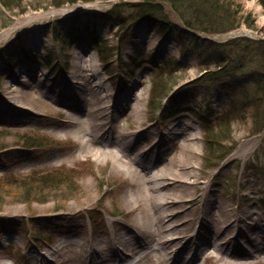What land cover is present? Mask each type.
Instances as JSON below:
<instances>
[{"label": "rangeland", "instance_id": "374dc122", "mask_svg": "<svg viewBox=\"0 0 264 264\" xmlns=\"http://www.w3.org/2000/svg\"><path fill=\"white\" fill-rule=\"evenodd\" d=\"M140 1L23 0L19 8L6 10V15L0 18V101L6 96V86L18 87L24 84L23 80L35 78L73 91L78 84L75 82H80L79 76L83 75L82 68L92 67L90 74L94 84H100L101 92L109 93L112 112L121 113V123L128 131L139 130L144 138L154 142L150 158L156 152L170 151L164 161L157 162V167L153 168L151 159L143 158L140 164L145 168H136L144 175L152 170V174L157 173L165 160L180 155L181 146L174 147V141L181 140L182 134L193 137L188 156L192 176L187 186L192 196L186 203L187 209L194 213L196 221L205 201L212 200L224 209H231L233 216L239 219L233 222V230L244 229L250 222L257 232L256 241H262L258 247L264 250V128L260 130L264 122L260 121L258 126L248 113L244 116L232 110V134L226 144L233 148L218 168H207L204 165L205 135L197 113L209 107L225 112L232 102H240L242 98L233 87L235 83L232 86H224V81L206 87L195 85L207 72L218 71V63L223 59L231 66L241 56L247 58L249 64L240 74L253 73L257 67L264 66L258 45L252 43L248 51L244 49L245 42L238 40L237 47L224 46L239 37L264 41V8L259 0H232L238 5L239 16L248 17L254 27L242 23L230 32L216 35L189 31L178 13L167 4L163 7L174 28L139 20L122 27L107 14L116 6H122L127 16L130 5ZM15 3L19 1L12 4ZM4 23L7 25L3 26ZM208 39L214 41L213 48ZM97 41L104 43L103 55L99 53ZM50 60L52 66L48 64ZM163 67L171 76L170 80L174 78L171 81L177 80L178 84L164 99L162 109L152 115L148 105L153 80ZM170 80L163 82L168 85ZM39 90L35 89V94L38 95ZM71 101L69 99L68 104ZM35 105L40 112L54 118L41 119L39 126L27 129L0 125V179H3L0 264H32L38 252L52 251L57 245L66 228L47 226L38 215H65L69 210V216L81 223V227L74 229L77 234L85 232L95 236L110 220L116 219L119 225L127 226L138 213L131 212L123 200L124 193L135 190V178L115 173L111 160L101 163L91 155L80 160L68 156L76 151L78 143L71 137L52 133L53 127L59 124L58 117L63 115H56L39 102ZM128 105L140 109L138 119H134L132 112L123 115V107ZM102 142L106 144V140ZM149 145L146 143L145 147ZM10 151L18 153L13 155ZM47 153L59 159L43 163L42 158ZM17 159H25L27 164L19 165ZM55 168L59 170L53 171ZM33 173L53 175L54 182L39 185L32 183L35 179H30L13 184L9 180L27 178ZM201 198L203 202L199 204ZM204 231L206 229L201 231L203 235ZM241 242L242 249H251L245 239ZM262 255L256 264H264V253ZM223 256L225 260H234L225 253ZM197 259L199 264H222L215 255L208 260L204 256Z\"/></svg>", "mask_w": 264, "mask_h": 264}, {"label": "bare ground", "instance_id": "6f19581e", "mask_svg": "<svg viewBox=\"0 0 264 264\" xmlns=\"http://www.w3.org/2000/svg\"><path fill=\"white\" fill-rule=\"evenodd\" d=\"M81 72L83 75L79 76L80 82H75L78 84L74 85L73 91L60 89L37 78L23 80L24 84L18 87L6 86V96L0 101V125L27 129L39 126L41 119L54 118L40 112L35 107L36 102L56 115L62 114L52 133L71 137L78 143L76 151L68 156L80 160L91 155L101 163L111 160L115 173L133 176L135 190L124 193L123 200L131 212L138 213L127 226L119 225L116 219L110 220L106 228L95 236L85 232L77 234L74 229L81 227V223L69 216V210L65 215H38L37 218L42 219L45 225L66 229L52 251L38 252L32 264H176L177 261L179 264H199L197 256L208 260L212 255L222 264H256L264 250L258 247L262 241H256L257 232L250 222L244 229L233 230V222L237 223L239 219L233 216L231 209H224L212 200L205 201L197 221L194 213L186 207L192 196L187 186L191 184L192 176L188 156L193 147V137L182 134L181 140L174 141V147L181 146L180 155L165 160L157 173L152 174V170L150 174H142L136 167L145 168L140 160L151 159L154 142L146 136L144 138L139 130L128 131L121 123V113L112 112L109 93L101 92L100 84H94L90 74L92 67L82 68ZM38 88L40 92L37 95L35 89ZM69 99L72 100L70 104L67 102ZM123 111V115L132 112L134 119H138L141 112L132 105L124 106ZM108 132L111 135L108 136ZM103 139L106 144H103ZM146 143L151 146L146 148ZM169 153L168 149L156 152L151 159L153 168ZM56 159L59 158L47 153L42 162L51 163ZM16 162L27 164L25 159H17ZM198 201L202 204L203 199ZM52 222L55 223L52 225ZM203 229L207 231L204 235ZM241 239H245L251 249H242ZM197 241L201 243L193 245ZM182 253L186 254L183 258L180 256ZM224 253L234 260H225Z\"/></svg>", "mask_w": 264, "mask_h": 264}, {"label": "trees", "instance_id": "16d2710c", "mask_svg": "<svg viewBox=\"0 0 264 264\" xmlns=\"http://www.w3.org/2000/svg\"><path fill=\"white\" fill-rule=\"evenodd\" d=\"M15 1H19V3L12 4ZM22 1L23 0H0V7L3 9H0V18H3L6 15V10L9 11L14 9V7L19 8ZM72 1L75 3L78 0ZM82 1L90 2L95 0ZM259 1L264 8V0ZM166 4L170 5L178 13L184 27L189 31L192 30L216 35L230 32L240 27L242 23H246L248 27H254V24H252L248 17L244 18L243 16H239L238 11L236 10L238 5L234 4L232 0H142L130 5L129 15L127 16L122 6H116L107 14L110 18L119 22L122 27L127 26L133 20H139L156 22V24L164 28L166 27L167 29L170 27L174 28L169 24L170 21L167 19L163 7ZM6 25L7 23L3 24V26ZM208 40L210 47L213 48L215 46L214 41L210 39ZM236 40H238L237 42H245L246 45L244 46V49L247 51L252 46V43L258 45L260 47V49H258L259 53L263 56L264 60L263 40H252L246 37H239L227 42V44L224 45L225 48L235 46ZM192 42H195V39H192ZM103 44L104 43L98 42L97 45L100 55L105 53V49L101 47ZM106 53H109L108 50ZM107 56L109 57L110 53ZM241 57L242 58H240L239 61L233 63L231 66L227 65V63H225L227 61H224L223 59V61L218 63L220 64L218 71L212 73L207 72L206 75L195 82V85L201 87H206L211 83H219L222 81H224V86H232L233 83H235L233 87H235V91L239 92V96L242 98L240 102H232L225 112H217L209 107L207 110L199 111V113H197L203 126L206 142L207 155L204 165L209 169L218 168L226 158L227 154H229L231 148H233V146L227 147L226 144L227 141H230L232 134L231 125L233 119L230 115L232 110L240 112V114L244 113V116L248 113V115L254 119V123L258 126L260 121L264 122V66L257 67L253 73L247 72L240 74L249 64L247 58L243 56ZM102 59L106 61L104 56ZM48 64L49 66H52V60H50ZM155 75L156 77L154 76L155 78L153 80V87L148 105L152 115L162 109L164 99L168 97L174 86L178 84L177 80L171 81L174 80V78L170 80L171 76H168V71L164 67L160 68ZM249 76L251 78H249ZM163 80L164 82L170 80V83L166 85ZM161 82H163V84ZM262 128H264L263 125L260 130H262ZM224 144L226 146H224ZM53 171H57V169ZM52 176L53 175L49 174L38 176L37 173H33L27 176V178L13 177L9 180L15 184L35 179L32 183L48 185L51 183L50 181H52V184L54 182L51 178ZM2 185L3 179H0V186Z\"/></svg>", "mask_w": 264, "mask_h": 264}]
</instances>
